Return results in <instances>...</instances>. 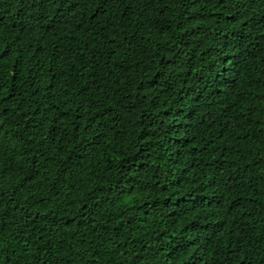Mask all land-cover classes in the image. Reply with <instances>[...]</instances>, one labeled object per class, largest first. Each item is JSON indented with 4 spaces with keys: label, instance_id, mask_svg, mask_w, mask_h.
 <instances>
[{
    "label": "trees",
    "instance_id": "16d2710c",
    "mask_svg": "<svg viewBox=\"0 0 264 264\" xmlns=\"http://www.w3.org/2000/svg\"><path fill=\"white\" fill-rule=\"evenodd\" d=\"M0 264H264V0H0Z\"/></svg>",
    "mask_w": 264,
    "mask_h": 264
}]
</instances>
